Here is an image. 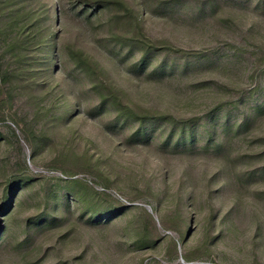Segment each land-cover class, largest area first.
Masks as SVG:
<instances>
[{
    "label": "rangeland",
    "instance_id": "1",
    "mask_svg": "<svg viewBox=\"0 0 264 264\" xmlns=\"http://www.w3.org/2000/svg\"><path fill=\"white\" fill-rule=\"evenodd\" d=\"M79 1L53 0L62 70L40 76L29 60L47 88L0 105V192L25 165L35 178L1 217L0 264H264V0H125L151 38L198 52L159 56L144 69L122 59L109 28L88 23ZM65 46L98 60L134 104L192 121L185 140L170 123L149 126L143 140L133 123L106 126ZM70 79L73 110L59 97ZM22 119L35 153L16 124ZM245 154L258 156L237 159ZM63 170L127 208L91 221L67 202ZM139 231L154 245L140 249Z\"/></svg>",
    "mask_w": 264,
    "mask_h": 264
},
{
    "label": "trees",
    "instance_id": "2",
    "mask_svg": "<svg viewBox=\"0 0 264 264\" xmlns=\"http://www.w3.org/2000/svg\"><path fill=\"white\" fill-rule=\"evenodd\" d=\"M57 6L54 7L53 0H0V105L12 102L14 97L25 91L32 96L47 88L35 79L33 70L26 66L29 60L38 64L36 74L40 76L54 77L62 70V60L58 54V32L53 18L58 11ZM78 7L88 23H92L91 19L95 18L99 28H109L107 42L118 47L122 53L126 52L122 56L123 60L134 59L132 67L135 69L152 66L159 56L173 55L182 59L197 56V51L177 47L167 40L151 38L134 9L125 0H80ZM105 16L106 19L103 21ZM64 53L69 64L84 78V88L96 98L98 104L93 111L107 115L109 122L106 126L113 123L124 127L133 123L138 127L133 135H139L143 140L149 136L147 134L149 126L161 122L170 123L172 128L179 129L175 132L177 141L185 140L183 134L187 127L193 125L192 121H179L167 112L146 109L134 104L125 91L112 81L109 71L92 55L73 46H65ZM164 67L165 64H160L156 69L163 70ZM67 85L68 93L60 92V105L73 110L78 95L76 83L70 79L67 80ZM68 95L72 96L74 101L68 100ZM31 98L35 99L34 96ZM40 110L36 112V116ZM73 113L59 119L68 122ZM16 124L25 133L24 137L32 145L35 153L36 147L33 144L35 135L32 131L28 132L27 119L17 121ZM245 127L246 124H242L236 131ZM2 140L5 138L0 132V142ZM257 156L258 154H245L238 156L237 159L248 163ZM63 173L67 177L65 185L67 202L75 205L82 213L89 214L91 221L114 219L127 208L119 200H112L110 195L95 190L85 180L68 179L77 174L67 173L65 170ZM34 179L25 165L5 180L2 194L0 192V240L4 228L1 217L11 214L13 200H17L18 194L28 188ZM24 201L21 198L18 206ZM134 238L140 249L153 246L155 243L150 239L152 237L149 233L144 231H139Z\"/></svg>",
    "mask_w": 264,
    "mask_h": 264
}]
</instances>
